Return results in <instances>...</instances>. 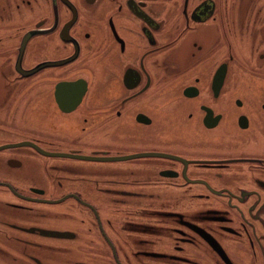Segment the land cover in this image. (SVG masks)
<instances>
[{"label": "flooded vegetation", "instance_id": "1", "mask_svg": "<svg viewBox=\"0 0 264 264\" xmlns=\"http://www.w3.org/2000/svg\"><path fill=\"white\" fill-rule=\"evenodd\" d=\"M0 264H264V0H0Z\"/></svg>", "mask_w": 264, "mask_h": 264}, {"label": "water", "instance_id": "2", "mask_svg": "<svg viewBox=\"0 0 264 264\" xmlns=\"http://www.w3.org/2000/svg\"><path fill=\"white\" fill-rule=\"evenodd\" d=\"M226 74H227V67H225V65H222L215 76V81H214L215 87L217 85V88H221Z\"/></svg>", "mask_w": 264, "mask_h": 264}, {"label": "rangeland", "instance_id": "3", "mask_svg": "<svg viewBox=\"0 0 264 264\" xmlns=\"http://www.w3.org/2000/svg\"><path fill=\"white\" fill-rule=\"evenodd\" d=\"M234 72H235V71H234ZM231 73H232V72H230V74H231ZM228 79L230 80L229 84H231V83H232V79H233V77H231V76L229 75ZM227 88H229V87H227Z\"/></svg>", "mask_w": 264, "mask_h": 264}]
</instances>
